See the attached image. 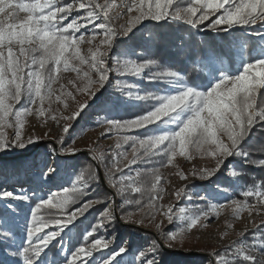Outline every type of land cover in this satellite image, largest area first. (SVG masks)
<instances>
[{
    "label": "snow or ice",
    "instance_id": "obj_1",
    "mask_svg": "<svg viewBox=\"0 0 264 264\" xmlns=\"http://www.w3.org/2000/svg\"><path fill=\"white\" fill-rule=\"evenodd\" d=\"M115 5L116 0L111 3L105 0L103 4L96 0H0V153L13 150L23 153L40 147L45 136L51 138L52 133L25 137L24 118L35 114L44 118L45 123L50 119L61 128L56 137L59 149L47 144V153L73 158L78 153H87L91 161H98L81 163L70 187L59 188L37 200L25 219L23 241L19 245L15 231L19 227L16 202L27 203L36 193L24 187L12 191L3 185L8 179H18L23 171L32 168V163L22 161L10 170L0 162V264H58L60 260L63 264H197L191 250H185L184 241L189 232L204 226L205 221L218 216L219 210L226 206L233 207L237 215L244 210L251 215L252 210H258L257 205L264 207V185L254 184L242 195L245 198L255 196L256 204H249L247 199H232L230 203L211 204L208 210L197 205L191 213L183 207L178 213L174 212L171 204L160 203L164 191L160 184L164 177L159 170L175 166L177 156L191 161L195 150L201 157L211 158L214 164L193 167L187 174L177 170L176 175L183 181L190 178L211 181L217 191L225 179L231 181L229 177H237L235 169L242 172L245 164L264 168V159H252L248 150L253 130L257 125L264 126V93L261 92L264 89V0H187L184 7L177 0H128L125 5L127 18L118 28L113 22L122 14L110 15ZM258 22H261L260 29L253 27ZM234 29H244L246 37L258 41V50L249 54L251 59L245 58L247 39L233 37ZM177 30L195 35L204 33L213 42L211 45L203 42L208 47L207 54L201 58L208 73L207 83L189 80L180 69L163 66L155 56L147 55L153 48H175L176 56L185 55L191 60L196 54L184 44L183 37L176 39ZM101 33L102 38L96 43ZM137 33L142 34L143 39L138 40ZM216 37L235 46L236 54L241 57L236 73L223 67L214 47ZM129 40L134 44L128 45ZM83 43L91 46L88 58L81 54ZM121 47L124 50L117 51ZM168 64L169 61H164V65ZM145 70H148L146 77ZM62 72L76 73L80 82L69 81L74 92L67 91L61 84V94L56 95L54 85ZM113 72L118 77L146 80L156 85L157 91L141 95L139 84L119 79L113 84L110 79ZM161 85L167 87L161 91ZM54 95L63 103L67 114H53ZM143 101L152 103L139 112L130 113L127 118L118 117V113L112 115L122 106ZM46 102L48 107H45ZM98 104L105 117L97 123L107 129L102 135L113 131L117 134L139 132V135L122 137L125 144H132L133 158L129 165L137 163V153L141 150L149 160L159 158L156 161L159 167L151 170L147 189L140 181L139 171L133 177L113 163L105 165L104 179L114 193L87 198L93 183H101L99 165L104 161L94 148L75 147L77 137L70 130H75L81 120L92 115L93 106ZM8 128L15 129L11 136L4 131ZM66 136L71 144H66ZM115 147L119 149L121 144L118 142ZM124 159L127 160L126 155ZM56 172L53 160L41 169V180L51 179ZM188 188V185L178 188L174 194L176 200L186 197L191 201L193 194ZM145 190L150 193L149 211L145 215L137 217L136 212L123 211L125 204H134L137 212L143 211L145 205L141 199L123 198L126 191L142 194ZM116 195L121 196L122 204L116 203ZM197 198L203 201L206 196L198 195ZM78 201L82 202L66 216L54 215L65 213ZM96 205L107 206L99 212V222L94 225L89 222L81 232L80 225L96 211ZM41 209L48 210L47 218L41 215ZM165 221L170 226L167 229ZM108 224L152 227L156 236L147 246L139 248L130 262H125L124 256L130 249L127 242L110 247L115 244L114 235L111 239L94 235ZM52 225L55 227L50 228ZM73 229L84 242L76 240L69 248L65 240L72 239ZM56 243L60 248L53 252L49 262L48 252ZM258 247L259 255L255 245L238 252L244 253L243 260L248 264H264V244ZM214 264H225V261L219 258Z\"/></svg>",
    "mask_w": 264,
    "mask_h": 264
},
{
    "label": "rangeland",
    "instance_id": "obj_2",
    "mask_svg": "<svg viewBox=\"0 0 264 264\" xmlns=\"http://www.w3.org/2000/svg\"><path fill=\"white\" fill-rule=\"evenodd\" d=\"M65 2H70V0H65ZM97 3L103 4L105 0H96ZM109 3L112 0H108ZM179 3H185L184 6L187 5V0H177ZM128 3V0H116V5L110 12V15L117 16V14H122L118 19H115L113 22L114 27H119L120 24L124 22L127 18V13L125 9V5ZM183 6V7H184ZM75 16L76 13L74 12ZM72 17H69L71 19ZM215 17H212L214 19ZM67 23V21H65ZM99 23V21L97 22ZM207 23V22H206ZM256 29H260L261 22H258L257 25L253 26ZM83 31V30H82ZM102 38V33L98 35L96 43L99 42V39ZM255 39V38H254ZM256 40V39H255ZM257 41V40H256ZM91 47L87 43H83L80 45L81 54L86 58L89 57L88 49ZM258 50V49H257ZM117 51L122 52V49H118ZM135 59V57H132ZM141 62V61H138ZM75 63V61H74ZM111 63V62H110ZM241 63V57L236 54L235 49V58L234 65L230 66L226 62L223 63V67L232 73H236ZM84 70H87V65H84ZM145 77L148 75V70H145L143 74ZM208 73L205 69V77L203 83L208 82ZM113 84H115L116 80H121L122 82H130L136 83L140 85V94L144 95L150 91H157L156 85H151L146 82V80H141L136 77L127 76V77H118L115 72H113L110 76ZM69 81H74L79 83L76 73L74 72H62L60 74V80L57 85H54V88L57 89L56 95H60V85L63 84L64 88L69 92H74L73 85L69 83ZM166 85L159 86L162 91L166 88ZM264 93V89L261 90ZM104 100V97L101 98V101ZM69 104H72V101L69 99ZM23 103V101H22ZM152 102L151 101H143L139 103H133L129 105H125L120 107L116 112H113L112 115H117L118 117L127 118L128 115L132 112H139L143 108L148 107ZM74 107V104L72 105ZM19 107V106H18ZM45 107H48V103L46 102ZM51 108L53 110V114H67L64 110L63 103L57 101L55 95L52 97ZM93 113L87 119L81 120L80 123L75 127V130H70L73 136H76L74 146L79 149L85 148H94L96 149V154L98 157H102L104 163L99 165V173L102 177L101 184L107 191V194L111 195L114 193V189H111L106 179H104L105 173L104 168L105 165L112 166L113 163H116L118 167H120L124 174H131L135 177L137 171L141 173L140 181L143 183L145 189L149 187V183L151 181V170L159 167L156 161L159 158L153 157L151 160L149 158L144 157L142 154V150L137 153L138 159L137 163L134 165H129V161L133 158V149L131 142L125 144L123 142V135H139V132H128V133H119L117 134L115 131L107 133V135H102L107 131L106 126H99L97 120L103 121L105 114L101 112L100 105H94L91 110ZM99 113V116L95 114ZM25 119V129L24 135L27 137L28 135H40L52 133L51 138L45 136L44 139L41 140L40 147L30 148L25 150L23 153L17 152L15 150L8 153H0L1 156H17L19 154H25V161L32 163V168H28L23 171L18 179H8L7 184L3 185V187L8 190L14 191L20 187H24L29 192H35L34 196L37 200L46 198L48 194L52 191H57L62 187H70L74 181V176L79 168L74 166L73 157H54L50 153L46 152V147L43 142H47V144H52L53 147L59 149L60 145L56 143V137L60 133V126L50 119L47 120V123L44 122V118H38L35 114L31 116H27ZM63 121H61V125ZM81 128L84 131H81ZM14 128L4 129L9 136L14 133ZM142 131V130H141ZM121 144V148L117 149L115 145L117 143ZM72 141L69 137L66 136V144H71ZM46 144V143H45ZM139 148V145H137ZM81 153H78L79 155ZM88 156L87 153H82ZM193 159L191 161L185 160L184 157L177 156L175 166H168L159 168L160 173L164 177L162 179L160 187L164 189L162 196L163 199L160 203L171 204L173 206L174 212H179L181 207L186 208L189 213L194 212L196 210V206L199 205L200 208L204 210H208L211 204H220V203H230L232 199L244 201L247 199L249 204H256L255 196H251L245 198L242 195L244 190L252 187L251 185L241 186L236 177H229L232 181L228 179L224 180V184H222L219 190L215 191L217 188L216 185L212 184L211 181H200L193 180L190 178L189 181L181 180L177 175V170H184L187 174L189 170L193 167L204 168L209 167L214 164V161L208 157H201L198 155L195 150H193ZM76 155V156H77ZM124 155L127 156V160L124 159ZM55 160V166L57 167V172L52 176L51 179L47 181L41 180V169L45 168L49 163ZM98 163V161H96ZM128 165V167H125ZM227 175V173H226ZM25 178H30V180H25ZM216 178L213 177V180ZM193 184V185H192ZM94 189L98 186V184L93 183ZM188 185L189 191H192L193 199L189 201L186 197H182L179 201L175 198V192L180 187H184ZM258 185V184H255ZM192 188V189H191ZM206 196V199L201 201L197 198V196ZM123 199H141L142 203L145 205L143 211L137 212L136 205H127L125 204L123 207V211H131L136 212L137 217L145 215L149 209L147 207L148 201L150 199V193L145 190L141 193H133L131 191H126ZM115 200L117 204H122L123 200L121 196L116 195ZM17 203V225L18 228L15 229L16 236V244L19 245L23 241V225L25 223V219L31 211L32 205L28 201L27 203L20 201ZM79 206V205H78ZM78 206H69L65 213H59L60 215L66 216L71 211L75 210ZM97 206V205H96ZM95 206V207H96ZM107 205H103L101 211H103L104 207ZM258 210H252L251 215L248 210H244L237 215L234 211L233 207H225L219 210L218 216H213L210 220L204 222V226H200L197 229H193L189 232L184 241L185 250H191V252H195L197 255H202L203 257H196L197 264H214L219 258H223L225 264H232L236 259L243 260V252H238L239 249H245L249 245H255L256 254L259 255V245L264 244V207L257 205ZM117 214H120V210L117 211ZM91 215L88 216V219ZM83 220V218H79ZM99 214L97 215L96 220L92 223L99 222ZM90 220V219H89ZM159 221V217H157ZM87 221V220H86ZM80 225V231L82 232L84 228L87 226L85 222ZM79 223V221L77 222ZM147 223V221H146ZM179 224V221L176 222ZM55 227L54 225L50 226V228ZM140 230H127V225H111L108 224L106 228L99 229L94 235L96 238L107 237L111 239L114 235L116 237L115 244L110 245V247H115L119 244L127 242L130 245L129 254L124 256L125 262H130L132 259V255L135 252L142 248L143 246H147L148 241L156 236L155 229L152 227H140L133 226ZM165 229L170 227L165 221L164 224ZM50 230V229H46ZM243 233V235H241ZM76 240H79L80 243L84 241L80 237L79 233L76 229H73L72 239L65 240L66 247H72ZM91 240V238H89ZM56 247L48 252L49 262L52 259L53 252L60 248V244L56 243ZM107 251V249H104ZM219 254V256H217ZM58 264H63V261H58Z\"/></svg>",
    "mask_w": 264,
    "mask_h": 264
},
{
    "label": "trees",
    "instance_id": "obj_3",
    "mask_svg": "<svg viewBox=\"0 0 264 264\" xmlns=\"http://www.w3.org/2000/svg\"><path fill=\"white\" fill-rule=\"evenodd\" d=\"M185 3H180V6L183 7ZM167 33L168 29H164ZM176 39H180L183 37L184 44L190 46V50L194 52L196 55L192 57L191 60L187 58L185 55L176 56L175 48H162L156 50L153 48L151 53H148L149 56H155V58L163 65V66H172L174 69H180L186 77L191 80L195 79L200 83H203L205 77V69L202 66L201 58L207 54L208 47L207 45H211L213 42L209 40V37L201 33L199 35H195L194 33L183 32L182 30H177L174 33ZM214 35V34H211ZM233 37L240 38V39H247L245 45V58L251 59L252 56L249 55L250 53L254 54L253 50L258 49V41H256L252 37L245 36L244 29H234L233 30ZM127 39V38H125ZM137 39H143L142 34L137 33ZM231 39V38H230ZM203 42H207V45ZM134 41L129 40L128 45H133ZM216 52L220 56V60L222 62H226L228 65H234V58H235V46L231 43H224L220 41L219 37H216V41L214 44ZM120 49L124 50L123 47ZM164 61H169L168 65H164ZM254 135L253 138L248 145V150L251 153L252 159H264V126L257 125V127L253 130ZM46 143V144H45ZM45 146H47V142H43ZM26 157L25 154H19L17 156H1L0 162H3L7 167L11 170L13 166L20 164L22 161H25ZM74 166L79 168L81 163H96L91 161L88 156L85 154H79L73 158ZM237 171V181L241 186L244 185H251V184H258L264 185V168L258 165H251L245 164L243 166V171L241 172L239 168L235 169ZM25 180H30V178H25ZM107 193L104 186L99 183L97 187L94 189V185L90 189V195L87 198H95L101 197L103 194ZM29 202L31 203L32 207L36 203V199L33 196ZM82 201H78L75 204H71L70 206H78ZM103 205H97L95 207L96 211H93L91 217L85 222L88 226L89 222L91 224L96 220L97 215L102 210ZM41 215H44L46 218L48 217L49 213L47 209H41ZM55 216H59V213H54ZM140 230L133 226H128L127 230ZM57 245V244H56ZM55 245V247H56ZM191 255L196 257H203L202 255H197L195 252H191ZM9 260H14V257H8ZM170 259V257H169ZM232 264H248L242 259H236L233 261Z\"/></svg>",
    "mask_w": 264,
    "mask_h": 264
},
{
    "label": "built area",
    "instance_id": "obj_4",
    "mask_svg": "<svg viewBox=\"0 0 264 264\" xmlns=\"http://www.w3.org/2000/svg\"><path fill=\"white\" fill-rule=\"evenodd\" d=\"M66 240H68V239L66 238ZM103 251H105V250H103ZM94 255H98V253H94Z\"/></svg>",
    "mask_w": 264,
    "mask_h": 264
},
{
    "label": "water",
    "instance_id": "obj_5",
    "mask_svg": "<svg viewBox=\"0 0 264 264\" xmlns=\"http://www.w3.org/2000/svg\"><path fill=\"white\" fill-rule=\"evenodd\" d=\"M101 179H102V177H101Z\"/></svg>",
    "mask_w": 264,
    "mask_h": 264
}]
</instances>
